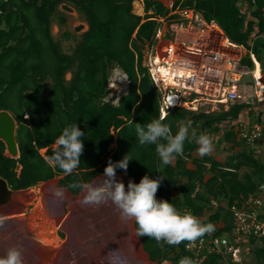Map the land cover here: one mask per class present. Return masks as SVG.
Segmentation results:
<instances>
[{
    "label": "trees",
    "instance_id": "obj_1",
    "mask_svg": "<svg viewBox=\"0 0 264 264\" xmlns=\"http://www.w3.org/2000/svg\"><path fill=\"white\" fill-rule=\"evenodd\" d=\"M134 1L6 0L2 3L0 110H9L17 120L20 155L7 157L5 144L0 140V177L11 189L21 190L63 175L60 184L78 194L81 190L69 187L70 184L92 182L104 173L109 159L117 162L128 154L131 159L126 171L128 182L139 183L144 175L151 179L163 176L157 199L171 202L181 212L203 217L212 208V200H224L231 205L240 196L255 192L264 167L238 140L233 129L223 131L221 141L230 150L223 161L211 155L196 156L198 145L186 141L182 155L172 164L164 165L155 145H139L135 124L143 125L160 117L158 92L142 64V45L157 26L156 20L150 18L167 14L168 8L160 1L145 0L146 12L154 13L143 21L142 16L133 12ZM67 2L73 3L90 25L74 54L64 53L51 31L59 6ZM240 2L247 3L256 20H247ZM179 4L194 7L207 20H215L232 43L252 50L264 65V0H175V6ZM242 61L253 66L249 54ZM116 66L128 76L129 85L127 93L114 104L104 98L108 94L110 70ZM68 71L72 72L70 80L66 78ZM244 107L236 104L228 111L211 113L176 108L164 122L171 125L175 134L179 123L193 113L192 128L198 135L207 133L211 137L222 131L224 121L238 118ZM74 123L85 133L81 137L84 152L79 167L65 175L58 167L50 166L47 157L52 155V145L63 128ZM113 132L117 148L111 154ZM44 148L46 152L42 154ZM122 171L118 168L116 173ZM179 179L185 180L182 185ZM221 219L230 221V212L218 207L204 223ZM135 227L137 230L136 223ZM141 239L155 264L166 261L179 264L183 257L194 259L185 248L186 242L170 246L157 244L148 237ZM262 242L255 249L259 264H264V238ZM221 258L211 254L202 264H222Z\"/></svg>",
    "mask_w": 264,
    "mask_h": 264
},
{
    "label": "built area",
    "instance_id": "obj_2",
    "mask_svg": "<svg viewBox=\"0 0 264 264\" xmlns=\"http://www.w3.org/2000/svg\"><path fill=\"white\" fill-rule=\"evenodd\" d=\"M5 1L0 0V13ZM246 4L239 3L242 12ZM167 8V14L150 18L156 20L157 26L152 37L145 41L142 52V64L148 69L159 95L160 116L166 117L176 108L211 113L244 104L238 118L222 123L221 132L233 129L238 140L264 167V65L252 50H247V54L253 66L243 63L244 56L236 50L244 46L224 39L217 22L207 20L196 8L175 6V2ZM168 34L173 37L167 39ZM161 67L167 74L178 71L174 81L164 80ZM246 77L251 81H244ZM111 89L108 82L104 101L117 104L121 96L109 97ZM170 96L177 98V104L168 107ZM211 206L219 207L216 200H212ZM227 210L230 221L220 220L213 232L197 239L190 247L186 242V250L194 255V264H202L211 254L220 255L222 264H249L247 256L252 244L264 238V168L256 191L240 196L227 205Z\"/></svg>",
    "mask_w": 264,
    "mask_h": 264
},
{
    "label": "clouds",
    "instance_id": "obj_3",
    "mask_svg": "<svg viewBox=\"0 0 264 264\" xmlns=\"http://www.w3.org/2000/svg\"><path fill=\"white\" fill-rule=\"evenodd\" d=\"M112 80L115 82L112 86L117 87V81H127L128 78L117 70ZM170 106L172 104L168 105ZM164 121L165 116L161 115L143 125L135 124L136 140L139 145H155V151L164 165L172 164L177 156L182 155L186 141L198 145L197 153L201 157L213 152V139L207 133L198 135L192 128L191 121L181 123L175 134L172 133L171 125ZM84 135L77 123L64 127L54 141L53 152L47 157V163L58 167L65 175L72 174L81 162L84 152L81 137ZM130 160L128 154L117 162L109 159L98 184L73 182L69 187L79 188L84 193L82 205L98 206L110 201L119 210L122 220L135 221L138 226L136 230L138 237L154 239L157 244L163 242L170 246H178L188 242L187 246L190 247L197 239L214 231L215 226L211 222L204 223L191 212H181L171 202L157 199L156 194L164 179L163 176L151 179L144 175L139 183L129 180L126 188L122 181L116 179V170L119 168L126 172ZM54 195L63 198L64 190L57 188ZM6 220L7 217L0 216V227ZM107 259L108 264H126V259L116 249L109 251ZM0 264H24L20 248L9 247L6 254L0 257ZM179 264H194V261L190 257H183Z\"/></svg>",
    "mask_w": 264,
    "mask_h": 264
},
{
    "label": "crops",
    "instance_id": "obj_4",
    "mask_svg": "<svg viewBox=\"0 0 264 264\" xmlns=\"http://www.w3.org/2000/svg\"><path fill=\"white\" fill-rule=\"evenodd\" d=\"M169 2H175V0H169ZM163 4L166 6L165 3ZM141 5L143 7L142 17L145 21L146 16L153 15L154 12L152 10L146 12L145 0ZM218 27L224 39L227 38L219 25ZM236 51L241 56L247 54L245 47L240 46V49ZM42 150L46 151L45 148L41 149V153ZM103 174L98 175L90 183L98 184ZM62 177L63 175H56L50 180L21 190L11 189L7 181L0 177V216L7 217L4 225L0 227V250L3 251L1 257L6 254L9 247H18L21 244L19 247L22 249V255L28 252V249L33 251L23 255L24 264H34L29 261L34 255L35 264H93V262L98 263L99 256L105 258V264H108L109 251L104 250L106 254H102L104 248L102 249L99 243L95 248L90 245L93 236L91 231L87 232V227L92 230L94 205H82L84 193L80 191L78 194H74L62 186L60 184ZM116 179L122 181L127 188V172L116 173ZM57 188L64 190L63 198H57L54 195V190ZM108 205L109 202L96 206L100 211H107ZM102 215L101 212L95 215L97 226L103 219ZM117 220L120 221V218ZM119 223L123 230L129 227L128 231H123L124 239H127L128 242L131 241L135 251L141 245L146 255L144 256L150 260L148 253L143 248L141 237L136 234L135 221L121 219ZM76 227L80 228L77 230ZM22 241L26 242L25 245L22 244ZM75 247L80 248L78 252H75L77 250L74 249ZM75 253L83 254L80 256L82 259L77 260ZM69 256H73L71 260H69Z\"/></svg>",
    "mask_w": 264,
    "mask_h": 264
},
{
    "label": "rangeland",
    "instance_id": "obj_5",
    "mask_svg": "<svg viewBox=\"0 0 264 264\" xmlns=\"http://www.w3.org/2000/svg\"><path fill=\"white\" fill-rule=\"evenodd\" d=\"M140 0H135L133 2V12L137 15L142 16V14H140L137 9H136V5L135 3ZM143 0H141L140 3H142ZM160 1L162 3H165L166 6H169V0H157ZM64 5H67L69 8H64ZM246 5H244L243 13H246L247 15V20H251L252 16L249 17V13H251V9H246ZM58 12L57 15L54 17L53 22H52V36L53 38L60 44L61 49L64 53L67 54H74L75 50L77 49L79 43L82 41L83 38V34L89 30L90 25L86 19V16H84L82 13H80L76 6L71 3V2H67L64 3L62 5L59 6L58 8ZM64 17V21H62V18ZM135 36V35H134ZM173 36L172 34H168L167 35V39H171ZM144 46L142 45V51L144 50ZM121 71L123 73V70L119 67L116 66L113 69L110 70V77H109V82L112 85L115 84V82L112 80V77L114 75L115 71ZM124 74V73H123ZM126 75V74H125ZM127 76V75H126ZM66 78L68 80H70L72 78V72L68 71V73L66 74ZM128 78V76H127ZM251 81L250 77H246L244 79V81ZM117 87L112 86L111 89V94H109V97H113L116 98L117 96H122L124 95L128 90V85H129V79L127 81H117ZM111 98H109L110 100ZM187 110H190L191 112H196L195 110H192V108H184ZM219 112V111H217ZM200 113V112H197ZM194 116L193 113H190L187 117L186 120H183L179 123V125L181 123H187L188 121H191V118ZM25 117H28L27 114H25ZM198 128H200V126H197ZM223 136V132L217 133V134H213L211 135V138L213 139V143H214V150L213 152L210 154L213 158H215L216 160L219 161H223L226 156L228 155V153L230 152V150L228 149L229 145L226 144L225 142H222ZM54 147V144L52 145V148ZM117 148V144L114 145L111 144L109 150L110 153L113 154L115 152ZM46 151L42 150V153L45 154ZM110 154V155H111ZM196 156H199L198 153H195ZM109 157V156H108ZM184 179H179V185H182L184 183ZM218 206L223 208L224 210H227V201H217ZM218 210V208H210L208 210L205 211V214L203 217H198L201 219L202 222H204L205 219L209 218L211 215L215 214V212ZM102 213V221L100 222V225L97 226V221L95 219V215L97 213ZM225 213V212H223ZM117 218H120V214H119V210L115 207L114 204H112L109 201V205H108V210H102L100 211L99 208H97L96 205L93 206V227L92 230L87 227V232L89 233V231H91L92 233V238H91V243L90 245H92L93 248H95L98 243L102 246L103 249V253L102 254H106V252L104 250H120V254L126 259V264H154L153 262H151L149 259H146V255L143 252L142 246H139V249L135 251V247L132 246L131 241L128 242L127 239H124V233L123 231H128L127 227L126 229H122V227L120 226V221L117 220ZM224 220V219H221ZM219 222V221H218ZM217 221H213L211 222L212 224L217 225L216 223H218ZM130 223V221H129ZM77 230L80 227H76ZM124 231V232H125ZM101 237V238H100ZM109 241V242H108ZM24 241H22V244L25 245ZM21 245V244H20ZM18 245V248H20ZM263 242L262 240H258L255 241L252 244L251 247V252L248 254L247 259H248V263L249 264H259L258 259L256 257L255 254V249L259 246H262ZM74 249L75 252H78V250L80 248L75 247ZM20 250H22L20 248ZM30 251H32L31 249H28V252L23 253V255H26L27 253H29ZM33 252V251H32ZM3 251L0 250V255L2 254ZM30 254V253H29ZM141 254V255H139ZM77 260H81L82 258L80 256H82L83 254H77L75 253ZM145 255V256H144ZM1 257V256H0ZM73 256H69V260H71ZM30 259V257H29ZM98 263L97 262H93V264H105L106 260L105 258L99 256L97 258ZM29 261L34 262L35 264V255L32 257V259H30ZM26 263H28V261H26ZM170 261H166L164 262V264H170Z\"/></svg>",
    "mask_w": 264,
    "mask_h": 264
},
{
    "label": "water",
    "instance_id": "obj_6",
    "mask_svg": "<svg viewBox=\"0 0 264 264\" xmlns=\"http://www.w3.org/2000/svg\"><path fill=\"white\" fill-rule=\"evenodd\" d=\"M64 8L69 7L64 5ZM17 129L18 123L12 112L0 110V140L5 144V155L10 158H17L20 155Z\"/></svg>",
    "mask_w": 264,
    "mask_h": 264
},
{
    "label": "bare ground",
    "instance_id": "obj_7",
    "mask_svg": "<svg viewBox=\"0 0 264 264\" xmlns=\"http://www.w3.org/2000/svg\"><path fill=\"white\" fill-rule=\"evenodd\" d=\"M135 5H136V9H137V11H138L140 14H142V13H143V7H142L141 3H140L139 1H137V2L135 3ZM259 70H260V69H259ZM259 70H258V74H259ZM161 71L163 72L162 77L164 78L165 81L168 80V82H169V80L174 81L175 76H176L177 73H178V71H176V72H174L173 74H171L170 72H169V74H167L166 70H165L163 67H161ZM111 87H112V86H111ZM169 100H170V103H171L172 105L177 104V98H175L174 96H170Z\"/></svg>",
    "mask_w": 264,
    "mask_h": 264
}]
</instances>
